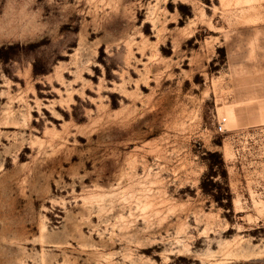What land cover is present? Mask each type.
<instances>
[{
  "label": "rangeland",
  "instance_id": "374dc122",
  "mask_svg": "<svg viewBox=\"0 0 264 264\" xmlns=\"http://www.w3.org/2000/svg\"><path fill=\"white\" fill-rule=\"evenodd\" d=\"M0 264H264V0H0Z\"/></svg>",
  "mask_w": 264,
  "mask_h": 264
},
{
  "label": "built area",
  "instance_id": "2783aa9c",
  "mask_svg": "<svg viewBox=\"0 0 264 264\" xmlns=\"http://www.w3.org/2000/svg\"><path fill=\"white\" fill-rule=\"evenodd\" d=\"M221 129V127H219Z\"/></svg>",
  "mask_w": 264,
  "mask_h": 264
}]
</instances>
